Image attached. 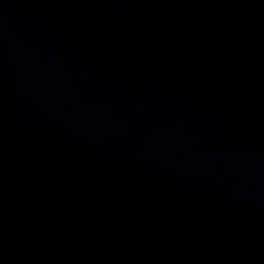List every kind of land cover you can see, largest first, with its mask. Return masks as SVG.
Returning <instances> with one entry per match:
<instances>
[{"label": "water", "instance_id": "obj_1", "mask_svg": "<svg viewBox=\"0 0 264 264\" xmlns=\"http://www.w3.org/2000/svg\"><path fill=\"white\" fill-rule=\"evenodd\" d=\"M0 264H264V0H0Z\"/></svg>", "mask_w": 264, "mask_h": 264}]
</instances>
